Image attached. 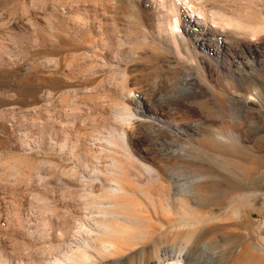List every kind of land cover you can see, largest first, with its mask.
Returning a JSON list of instances; mask_svg holds the SVG:
<instances>
[{"label": "rangeland", "instance_id": "374dc122", "mask_svg": "<svg viewBox=\"0 0 264 264\" xmlns=\"http://www.w3.org/2000/svg\"><path fill=\"white\" fill-rule=\"evenodd\" d=\"M190 15L264 34V0H0V264H264V115L224 100L264 63Z\"/></svg>", "mask_w": 264, "mask_h": 264}, {"label": "bare ground", "instance_id": "6f19581e", "mask_svg": "<svg viewBox=\"0 0 264 264\" xmlns=\"http://www.w3.org/2000/svg\"><path fill=\"white\" fill-rule=\"evenodd\" d=\"M186 21L188 22L189 27H191L190 28L191 31L195 32L196 36L199 33L202 34L201 37H198V40L201 41L203 44H207L209 46H212V43L216 41L221 46L229 47L228 39L234 36L233 40L236 43V47L234 48L236 64H240L244 67H250L251 69L253 67V62L249 60V57L259 58L260 61L264 63V34H262V31L257 30L254 32L252 36L253 39L252 42L250 41L238 42L236 36L231 32V30L226 28H220L216 24L209 23L200 15L187 16ZM240 80L244 85L243 87L244 92L240 93L239 96L235 94L225 95L224 100L226 101L229 100L233 105L234 104L239 105V103L244 102L246 104L243 103L244 107L242 106V108L243 110L246 111L248 115L254 118L261 117V115H264V74L261 76L259 71H252L251 74L247 77L241 76ZM258 83H260L263 92H259V88L257 87L252 90V88ZM252 95H255L254 99H250ZM136 115L137 116L133 115L132 117L129 116L127 121L129 122L128 124L133 125L134 127H142V128H149L152 126L154 127L153 124L146 121V118L143 117V114H136ZM169 131L167 132L163 131L160 132L159 134L164 133L165 138H169V137L173 138V136L170 133H168ZM147 150L152 151L154 149L148 148ZM228 163L229 161H227V165ZM196 177H199V175L196 174ZM204 182L207 183V180H204V178H202L200 184ZM111 184L116 186L115 188L116 191L121 192V186L119 185V183L112 182ZM198 200H195L193 196H188V198L182 199L181 204L183 205L184 208H190L192 210H195V207H193V205L194 206L199 205ZM173 264H179V263L174 262Z\"/></svg>", "mask_w": 264, "mask_h": 264}]
</instances>
